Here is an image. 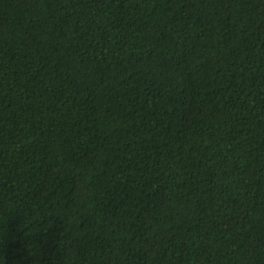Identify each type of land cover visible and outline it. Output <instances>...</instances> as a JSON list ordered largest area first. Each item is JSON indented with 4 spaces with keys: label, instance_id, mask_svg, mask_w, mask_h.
<instances>
[{
    "label": "trees",
    "instance_id": "16d2710c",
    "mask_svg": "<svg viewBox=\"0 0 264 264\" xmlns=\"http://www.w3.org/2000/svg\"><path fill=\"white\" fill-rule=\"evenodd\" d=\"M0 264H264V0H0Z\"/></svg>",
    "mask_w": 264,
    "mask_h": 264
}]
</instances>
